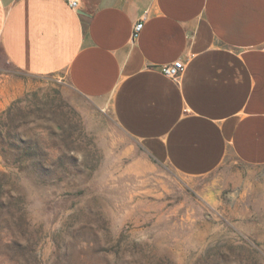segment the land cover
Returning a JSON list of instances; mask_svg holds the SVG:
<instances>
[{
	"label": "rangeland",
	"instance_id": "obj_1",
	"mask_svg": "<svg viewBox=\"0 0 264 264\" xmlns=\"http://www.w3.org/2000/svg\"><path fill=\"white\" fill-rule=\"evenodd\" d=\"M0 264H264V166L178 174L63 77L4 63Z\"/></svg>",
	"mask_w": 264,
	"mask_h": 264
},
{
	"label": "crops",
	"instance_id": "obj_2",
	"mask_svg": "<svg viewBox=\"0 0 264 264\" xmlns=\"http://www.w3.org/2000/svg\"><path fill=\"white\" fill-rule=\"evenodd\" d=\"M77 4L0 0V70L63 77L178 174L264 166V0Z\"/></svg>",
	"mask_w": 264,
	"mask_h": 264
},
{
	"label": "built area",
	"instance_id": "obj_3",
	"mask_svg": "<svg viewBox=\"0 0 264 264\" xmlns=\"http://www.w3.org/2000/svg\"><path fill=\"white\" fill-rule=\"evenodd\" d=\"M69 5L73 9L78 8L77 0H69ZM142 27H143V20H139L135 22L132 28V34H131L132 40L138 37ZM183 69H184V62L180 59H176L172 62L165 63L160 66V71L164 75L172 79H177Z\"/></svg>",
	"mask_w": 264,
	"mask_h": 264
}]
</instances>
